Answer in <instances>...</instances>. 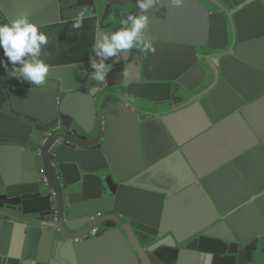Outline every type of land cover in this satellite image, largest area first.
Segmentation results:
<instances>
[{
  "label": "water",
  "instance_id": "obj_1",
  "mask_svg": "<svg viewBox=\"0 0 264 264\" xmlns=\"http://www.w3.org/2000/svg\"><path fill=\"white\" fill-rule=\"evenodd\" d=\"M10 4L0 0V26L27 16L49 37L51 56L42 57L50 73L41 88L9 77L0 48V264H87L95 250L109 253L110 264H264V188L244 172L253 156L264 159L251 120L264 103V0H183L192 40L177 38V6L161 0L146 13L154 54L138 48L109 60L102 84L90 78L95 38L138 15V0H40L19 15ZM107 24L117 29L106 33ZM66 27L83 43L52 54L55 32ZM184 117L190 132L177 123ZM231 122L245 143L209 167L197 164L194 146ZM116 128L131 141L125 162L112 145ZM154 138L158 152L148 150ZM168 163L181 172L175 188L152 178ZM227 173L248 188L230 208L212 192ZM181 194H194L204 215L183 239L165 223ZM96 228L100 235L88 237Z\"/></svg>",
  "mask_w": 264,
  "mask_h": 264
},
{
  "label": "crops",
  "instance_id": "obj_2",
  "mask_svg": "<svg viewBox=\"0 0 264 264\" xmlns=\"http://www.w3.org/2000/svg\"><path fill=\"white\" fill-rule=\"evenodd\" d=\"M40 0H11L10 9L15 14H23L25 10L35 8ZM106 33L116 30L111 25L103 26ZM172 28L176 32L177 38L184 40L194 38L195 21L192 9L187 6H179L174 10ZM73 29H58L55 34L60 36L50 45V51L55 55H62L68 48H77L81 46L82 38L80 36H67L73 33ZM75 33V32H74ZM168 62V61H167ZM170 62H168L169 64ZM251 120L256 125L259 134L264 139V103L259 105L251 113ZM180 128L185 132H190L192 120L190 117H184L177 120ZM124 129L116 128L113 138V148L117 157L125 162L131 158L132 145L130 138ZM247 136L243 128L237 122H231L209 137L197 143L192 151L194 160L203 167H209L215 162L230 156L245 143ZM161 148L160 140L154 138L148 142V150L158 152ZM249 181L255 186L264 188V159L257 155L249 159L245 164L244 170ZM152 178L160 186L175 188L181 180V172L176 163H168L159 168L152 174ZM212 192L217 203L222 207H234L246 198L248 188L238 182L232 174H222L212 183ZM145 210L149 214L152 212V201L145 200ZM204 220V215L200 210L199 201L194 194H181L179 198L169 206L166 212L165 223L169 230H174L180 238H188L196 233L200 224ZM111 256L104 250H95L92 252L87 264H110Z\"/></svg>",
  "mask_w": 264,
  "mask_h": 264
},
{
  "label": "clouds",
  "instance_id": "obj_3",
  "mask_svg": "<svg viewBox=\"0 0 264 264\" xmlns=\"http://www.w3.org/2000/svg\"><path fill=\"white\" fill-rule=\"evenodd\" d=\"M161 0H138L140 13L129 15L122 21V28L111 34H97L89 58L90 78L97 84H102L111 69L109 60L115 58H128L133 49H142L145 53L152 52L155 48L145 33L149 28V16L146 15L160 4ZM173 5L182 6L183 0H172ZM83 18L76 24L82 27ZM49 46V37L40 31V28L30 22L27 16H22L9 24L0 26V48L4 56L12 65L8 74L11 78L27 82L35 87H45L50 73V66L42 59L51 56L44 51ZM8 70V63L4 64ZM122 75L126 76V73Z\"/></svg>",
  "mask_w": 264,
  "mask_h": 264
},
{
  "label": "built area",
  "instance_id": "obj_4",
  "mask_svg": "<svg viewBox=\"0 0 264 264\" xmlns=\"http://www.w3.org/2000/svg\"><path fill=\"white\" fill-rule=\"evenodd\" d=\"M58 129H59V126L55 127L54 130H58ZM99 235H100V230H99V228H96L95 230H93V231L88 235V237H90V238H97Z\"/></svg>",
  "mask_w": 264,
  "mask_h": 264
},
{
  "label": "rangeland",
  "instance_id": "obj_5",
  "mask_svg": "<svg viewBox=\"0 0 264 264\" xmlns=\"http://www.w3.org/2000/svg\"><path fill=\"white\" fill-rule=\"evenodd\" d=\"M123 20H126V19H123ZM123 20H121V23H122Z\"/></svg>",
  "mask_w": 264,
  "mask_h": 264
}]
</instances>
